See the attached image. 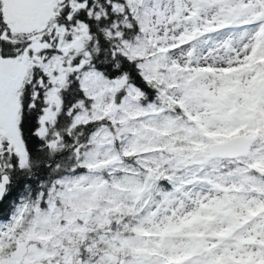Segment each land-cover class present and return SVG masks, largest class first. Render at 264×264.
<instances>
[{
    "label": "snow or ice",
    "instance_id": "snow-or-ice-1",
    "mask_svg": "<svg viewBox=\"0 0 264 264\" xmlns=\"http://www.w3.org/2000/svg\"><path fill=\"white\" fill-rule=\"evenodd\" d=\"M0 264H264V0H0Z\"/></svg>",
    "mask_w": 264,
    "mask_h": 264
}]
</instances>
